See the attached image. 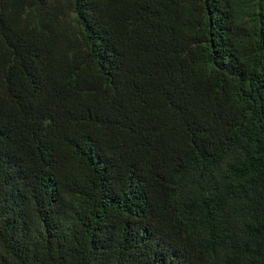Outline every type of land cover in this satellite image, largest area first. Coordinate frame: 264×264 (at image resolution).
<instances>
[{"label": "trees", "instance_id": "1", "mask_svg": "<svg viewBox=\"0 0 264 264\" xmlns=\"http://www.w3.org/2000/svg\"><path fill=\"white\" fill-rule=\"evenodd\" d=\"M0 264H264V0H0Z\"/></svg>", "mask_w": 264, "mask_h": 264}]
</instances>
